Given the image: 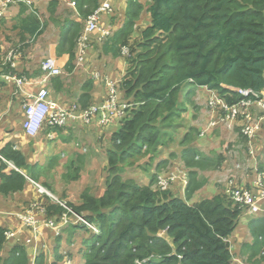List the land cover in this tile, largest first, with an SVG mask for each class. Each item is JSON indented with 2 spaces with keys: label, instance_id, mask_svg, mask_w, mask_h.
Returning <instances> with one entry per match:
<instances>
[{
  "label": "trees",
  "instance_id": "trees-1",
  "mask_svg": "<svg viewBox=\"0 0 264 264\" xmlns=\"http://www.w3.org/2000/svg\"><path fill=\"white\" fill-rule=\"evenodd\" d=\"M75 1L83 9L88 0ZM90 3L94 10L100 0ZM57 5L58 1L52 0L48 10L52 12ZM29 9L22 4L20 16ZM144 9L139 0H129L123 29L112 45L104 46L106 54L114 57L123 55L124 48L129 50L125 56L129 66L121 86L133 106L111 136L107 151L110 176L104 194L95 197L84 192L81 205H69L78 214H85L101 231L99 236L92 235V244L84 250V264H135L136 260L141 264H234L240 259L234 256L230 238L242 211L223 195L193 205L187 202L204 185L196 171L203 166L202 160H196L199 152L193 145L197 128H187L180 141V158L190 176L185 199L154 189V174L149 185L126 180L122 174L124 167L132 164L130 160L149 155L152 159L153 153L168 141H176L172 134L185 127L177 121L188 111V105L180 103L181 93L208 87L233 104L237 96L228 97L229 91L222 85L264 89V0H150L147 12L151 23L136 36L135 25ZM21 20V28L32 37L41 35L46 27L34 13ZM64 32L69 36L74 31L67 28ZM69 55L66 70L74 59L73 52ZM3 62L0 43V65ZM6 71L7 68L0 71V76ZM0 156L4 159L0 158L3 195L23 191L29 184L27 177L38 183L56 167L60 157H52L45 168L30 165L12 143L0 150ZM167 163L168 160L159 162L157 169ZM74 165L73 162L66 168L62 176L66 181H70ZM75 171L79 173L78 168ZM44 186L52 189L47 182ZM34 203L44 204V217L56 223L66 212L53 201ZM71 228L73 232L83 230ZM248 228L253 242L242 245L239 256L248 254L250 261L260 257L264 263V216L251 218ZM6 231L0 227V252L7 244ZM25 234L31 237L29 231ZM16 242H10L13 245L5 257L0 256V264H30L27 250ZM44 263L41 254L37 264ZM260 263L258 259L254 262Z\"/></svg>",
  "mask_w": 264,
  "mask_h": 264
},
{
  "label": "crops",
  "instance_id": "crops-1",
  "mask_svg": "<svg viewBox=\"0 0 264 264\" xmlns=\"http://www.w3.org/2000/svg\"><path fill=\"white\" fill-rule=\"evenodd\" d=\"M51 1L52 0H34V5L32 6V9L27 10L26 14L23 16H20L22 4L10 5V7L5 12L4 16L0 19V43L2 51L4 52L5 50L10 49V45L15 42V40H20V42L22 41V43L26 45L27 49L26 52L23 53V57L21 56V59L17 60L16 70L20 74L27 76L30 80L33 81H41L44 79L45 74L42 70V63L48 57H50L51 55L61 57L63 55L69 54L70 52H73L74 59L70 67H68L67 70L64 69V73L61 76L52 77L45 82V86L50 93V98L67 109L75 108L77 112L84 110L92 105H99L104 103L105 100L108 99V81H114L120 87V84L123 78L125 77L129 66L123 55L119 57H114L112 53L106 54V52L104 51V46L106 44L112 45L116 40V34L119 30L123 29L124 27L129 0L112 1V13L103 14L101 23H99L100 29L108 31L109 35H107V37L103 34V32H97L92 35L87 55L84 56V60L80 65L78 49L79 36L85 29V24L88 16L92 14L95 10H93L94 4L90 3V0H88L84 8L81 9L79 4H77L75 0H57L58 5L51 12L48 10ZM145 1H147V3H144ZM139 2L141 4L144 3L143 5L145 9L136 22V36H138V33L142 29L148 27L151 23V16L147 12L150 0H139ZM1 10L2 6L0 3V11ZM34 10L36 12H34ZM32 13L38 16V18L46 24L43 33L37 37H32L26 34L23 30V27L21 28V19L31 15ZM67 28L74 31L72 35H66L64 29ZM16 35H18V37ZM25 39L26 41L23 42ZM15 89L16 87L14 85L3 82L0 76V109L8 107L10 105V102L15 101L16 104H18L20 103V99H22V103L25 102V97L16 94ZM26 90L29 92H33L36 90V88L26 87ZM195 91L197 94V99L199 97L201 99H204L205 97L206 100L203 107L197 105L193 100L194 105L196 106L193 107L195 112H193L192 114L190 113L193 118L196 117L200 113V111L202 112L203 109H206L208 99V94L204 88H195ZM189 109L190 108L188 107V112H190ZM121 120L122 119L120 117L115 116L112 121L108 123H103L102 118L100 116L93 121L92 125L89 124L90 128H87V126H83L85 124L83 121H74L70 123L67 127L60 128L58 130H49V128H45L46 130H48L47 137L45 135L43 145L36 146L37 154L34 155L31 152L29 154L25 153V150L28 151L27 140L28 138L30 139V137H28L25 131L23 130V125L22 133V131H20V128L15 127V122L12 124L8 120H5L3 122L0 119V125H2V128H0V150L6 144L12 143L16 150L21 151L24 154L28 164H39L42 168H45L48 163L46 164L44 162L45 160L42 158V154L49 153V147L47 145L45 146L46 143L48 145H59V147H57V149L55 150L56 154L52 157H55L56 155L60 156L61 152L62 156V154L64 153L62 151V146H64L63 140L65 141V145L67 146L70 142V140L68 139L73 135L76 130L80 131V129L82 128L81 133L76 132L75 136L86 139L93 131L97 132V135L101 133V135L98 136V139L110 141V148L111 135L119 130ZM196 120L197 119H194V121ZM207 125L208 122L204 121V117L202 115L200 122L198 119V126H192L191 124V126L188 127H197L199 141L194 146L198 150L199 155L196 156V160H202L203 166L202 168H198L196 171H198V180H202L204 182L202 188L196 191L192 198L187 201L190 205L196 204L204 199H211L215 196L223 195L224 188L228 183L226 182V173L233 170H235L238 174L236 182L239 187L247 189L254 188L255 181L257 179L256 171L260 170L261 167L264 166V154H260L262 147L259 144V142L263 139L262 137L264 136V128L259 131L257 143L260 155L257 159L252 158L247 154L248 141L242 134L241 128L238 125H234L232 129H229L227 125L221 123L220 125L215 126V128H212L205 137H202L201 131L205 130ZM234 127H236L237 129L235 130ZM236 135L240 137L243 142L242 145L246 147V157L245 161H232V165H230V160L228 159V157H231L233 155V150L231 146L229 147V145L234 142ZM219 136H221V138L225 136L227 140L228 137L232 136L234 139L232 138L230 141H228L226 147H220L221 151L218 152V155L214 152H205L199 148L201 144L207 145L203 140H215L216 138H219ZM46 138H48V140L45 143ZM167 159H169L167 165L161 167V169L158 170V163ZM170 159L171 158H167L166 156H162L159 158L155 157L151 159V161H149V169L151 174L153 175L157 172H162V170L168 166ZM179 159L181 158L179 157ZM181 162V165L186 167L182 159ZM235 163L240 164L241 168L237 169V167L234 166ZM240 165L238 166L240 167ZM56 167H58V164L56 165ZM54 169H52L51 172ZM184 174L177 175V179L172 183L171 187L172 195L176 197H181L183 199H185L186 197V190L189 186V184H187L188 186L184 190L182 189L183 184H186L188 182ZM144 177V181L137 182L142 185L150 184L151 177ZM147 178H149V183H146ZM31 186L34 187L37 191V188L30 183V185L28 184L27 188L22 192L8 195L0 194V202H4L3 204L7 207H9V205L14 206V204L19 203L22 197L25 198L23 202L27 201L28 199H31L28 202L27 206L37 201H42L46 204L51 202V198L47 197L44 194H40L38 191L37 195H34L32 191H30L31 198H27L28 191L31 190ZM104 192L105 190H102L101 194L98 195V197H101ZM42 196L46 197V200H44ZM262 207L264 211V202H262ZM9 211L10 210L0 209V227L4 228L7 231L11 229L14 232L18 233L16 239L11 241L6 240V243H8L9 245V249L13 245L9 243L17 240L16 243L23 244L24 248L27 250V254L30 259V264H37V261L41 254L44 255V258L46 257V253L44 254L42 251H40V249H48L46 238L48 234H51L53 238L57 237L59 239H57V251L55 247L54 250L52 248H49L50 250H53V253H51L53 262L51 263L46 261L47 264H59L57 262L61 261V259H64L63 262L60 263L63 264L66 258L72 259L74 264H76V261H79V259L77 258L78 253L71 252V254H68L64 252L65 250L63 249L64 242L66 240L65 236L68 234L74 235L75 232H77L78 235H81L82 230L76 229L75 232H73L72 228L67 229V226H65L63 227L64 232L61 231L60 233L58 232V230L56 231L51 228H47L42 224L40 227L43 231V235L35 239L31 230L27 227H23L19 219L16 217L17 212L10 213ZM262 216H264V214ZM251 218H255V216H248L246 214H243V216L240 218V223H238L239 226L236 228L232 237L230 238V241L232 243V240H236L235 247H241V245L244 244V241L246 240L245 236L250 234L247 228L248 222ZM26 231H29L31 233V238L26 237ZM242 236L243 241L241 240ZM70 245H72V247H75V244ZM9 249H7V252L9 251ZM84 261L85 260L83 257L81 264H84Z\"/></svg>",
  "mask_w": 264,
  "mask_h": 264
},
{
  "label": "built area",
  "instance_id": "built-area-1",
  "mask_svg": "<svg viewBox=\"0 0 264 264\" xmlns=\"http://www.w3.org/2000/svg\"><path fill=\"white\" fill-rule=\"evenodd\" d=\"M113 0H104L103 3L90 14L86 20L85 29L79 38V60L80 63L87 55L90 47L91 36L97 32H103L104 35H109L108 31L100 29L99 23L103 14H110L113 11ZM2 10L0 18L4 16L10 5H26L30 9L34 5V0H0ZM108 37V36H107ZM124 51H127L124 48ZM15 53H10L5 60L6 65L15 68L16 60L18 59ZM70 62V55L66 54L61 57L51 55L42 63V70L45 77L41 81H33L25 76H17L11 72L3 75L7 83L15 84L16 94L25 97L24 102V122L23 130L30 138H35L45 128H65L74 121H83L86 125L91 124L96 118H102L103 123H108L115 116L121 119L127 114V111L133 106L128 102H121L118 95V84L114 81H108V99L99 105H92L79 112L75 108L67 109L50 98L49 90L45 86V82L52 78L61 76L64 69ZM229 92L228 97L234 98L237 96V102L231 104L228 99L221 96L216 90L208 87L204 88L208 94L206 109L209 112V121L205 130L201 131V136L205 137L215 126L225 124L229 129L234 125L241 128V132L247 139V154L252 158H256L258 153L257 142L259 131L264 126V89L254 91L252 89H243L233 86L222 85ZM26 87H34L35 91L29 92ZM199 88V87H197ZM0 158L4 160L1 156ZM240 164L235 163L237 169L241 168ZM257 170V169H256ZM255 171V170H254ZM230 182L225 186V196L227 199L249 216H260L264 214L262 202H264V173L256 171L257 179L254 188H242L237 185L236 178L230 171ZM184 174L182 172H172L167 177L158 176L157 184L161 191H166L172 183L177 179V175ZM187 179V174H184ZM31 181V180H30ZM32 182V181H31ZM34 185L38 188L40 194L50 196L48 192L39 184ZM66 212L63 214L61 221L56 223L55 220L43 221L44 215L47 214L46 207L41 203H33L28 206L27 210L19 213L16 217L19 219L23 227H27L33 233L35 239L43 235L41 225L53 230L62 231V228L73 222L75 225H82L91 230L94 234L100 235V228L91 223L83 214L76 213L69 206L61 205ZM18 233L8 230L5 233L7 241L16 239ZM39 250V249H38ZM36 260V258H35ZM63 264H73L70 258H66ZM141 264V263H140Z\"/></svg>",
  "mask_w": 264,
  "mask_h": 264
},
{
  "label": "rangeland",
  "instance_id": "rangeland-1",
  "mask_svg": "<svg viewBox=\"0 0 264 264\" xmlns=\"http://www.w3.org/2000/svg\"><path fill=\"white\" fill-rule=\"evenodd\" d=\"M144 3H147V1H145ZM16 36L18 37V35H16ZM80 36H79V38H80ZM26 49H27L26 45L23 44L22 41L20 42V40L19 41L15 40V42H13L10 45V49L4 51V62L7 58V56L12 52L15 53L16 55L21 53L22 57H23V53L26 52ZM128 51L129 50L123 52L124 58H125V56H127L129 54ZM3 70H4V67L2 65H0V71H3ZM196 91L194 90V92L190 93V94H187L185 92L180 94V97H179L180 103L184 106L188 105V107L190 108L189 109L190 112L187 111L186 113H184V115H182V119L177 121V123L178 122L183 123V125L185 127L179 129L175 135L172 134V136L175 137L176 141L175 142H172L171 140L168 141L166 143L167 144L166 146H162L155 153H153V158H155V157L159 158L162 156H166L167 158H171L168 166L166 168H164L162 170L161 174L159 175L163 178L167 177L170 173L176 172V171H182L183 173H186V174L189 172L185 166L181 165L182 162H181V159H179L181 152H182V149H183V146L180 145V141L184 137L185 132L187 131V128L189 126H191V124H192V126H198V119L200 122L202 115L204 117L205 122L209 121V112L206 109H203L202 112L200 111V113L197 115L199 118L197 116L194 118L191 116V114L193 112H195V110L193 108V107H196L194 105V101L197 105L203 107L205 100H206L205 97H204V99H201L200 97L197 99L196 98L197 97ZM118 95H119L120 101L130 102V100L125 97V91L122 89L121 84H120V88H118ZM192 98H194V99H192ZM188 115H189V117H188ZM0 119L3 122L5 120H8L12 124L15 122L16 123L15 127L20 128V131H22V133H23L22 125L24 122V102L22 103V99H20V103H18V104H16L15 101L10 102V105L8 107L0 109ZM194 119H197V120L194 121ZM0 124H1V121H0ZM92 124H93V122L91 123V125ZM83 126H87V128H90V126L86 125V124H84ZM0 128H2V125H0ZM84 128H86V127H84ZM81 129H80V131L76 130L73 133V135L68 139V140H70V142L68 143L67 146L65 145V141L63 140L64 146H62L63 147L62 151L64 152L63 153L64 155L62 154V156H61L62 152L60 153L59 161L57 162L58 167H56L52 172L44 175L40 179V181L37 183L39 185H42L48 192H50L52 194V197L54 199H52L51 201H53L54 203H58L60 205H64V206H69V205L79 206V205H81L82 204V194L84 192H89L91 195L98 197V195L101 194L102 190L104 191L106 189V186L108 183V178L110 176L108 156H107V151L109 149V142L110 141L99 140L98 136H100L101 133H99L97 135V132H95V131L91 132V134L86 139L75 136L76 132L81 133ZM169 129H171V128H169ZM169 129H167V131ZM234 129L236 130L237 128L234 127ZM47 131L48 130L43 129L37 137L30 138V139L28 138V140H27L28 141V143H27L28 151H26L24 149L26 154L27 153L29 154L30 152L34 155L37 154L36 153L37 152L36 146L44 144L43 141L45 139V135L47 137ZM170 133H172V132L170 131ZM232 138L233 137L230 136V137H228V140H227L225 136H223V138H221V136H219V138H216L215 140H212V139L203 140L207 145L201 144L199 148L205 152H208V151L214 152L215 154L218 155V152L221 151L220 147L221 148H222V146L226 147L228 141H230ZM262 138L263 139L259 142L260 146L262 147L260 154H264V136ZM47 140H48V138H46L45 143L47 142ZM198 141H199V138L196 135L193 145H195ZM242 143L243 142L240 139V137L238 135H236L234 142L229 145V147L231 146V148L233 150V155L231 157H228V159L230 160V165H232V161H235V162L236 161H241V162L245 161L246 147L243 146ZM46 145L49 147V153L48 154H46V153L42 154V158L45 160L44 162L47 164L51 160V157L56 154L55 150L57 149V147H59V145H53V144L48 145L47 143L45 144V146ZM171 154H175V155L172 157ZM63 156H65V157H63ZM80 156L82 157V159H79ZM149 158L150 157L147 156V157H143L140 159L130 160V161H132V164H127L124 167L125 171L123 172L122 177L126 180L134 179L135 181H144V179H145L144 176H149V178H150L152 176V174H151L150 169H149L150 168L149 161H151V159H149ZM257 159H258V157H257ZM167 160L169 161V159H167ZM72 161L75 163V165L70 170V178L71 179H70V181H66L65 179L62 178V176L66 172V168H69L70 165L73 163ZM10 168H14V167L12 165H10ZM76 168L79 169V173H76V171H75ZM22 173H24L27 176L26 171H23ZM77 174H79L78 175L79 177H77ZM232 175L237 180L238 174L235 170L232 171ZM230 176H231V173L227 172L226 173V182H230ZM149 178L146 179L147 180L146 183H149ZM73 179H75V180H73ZM187 180H188V182L186 184H183V187H182L183 190L188 186L187 184H190V176L189 175H187ZM28 181H29V185H30V183L33 184L32 183L33 181L31 182L29 179H28ZM44 182H47L48 184H50L52 186V189L50 187L49 188L45 187ZM171 187H172V185L170 186V188L166 192H171ZM26 188H27V186L25 187V189ZM28 190H29V188H28ZM30 191H32V193L34 195H37L38 189L36 191V189L31 186V190L28 191V197L27 198H31L30 197ZM16 193H18V192H16ZM42 198L45 199L46 197L42 196ZM24 199L25 198L22 197V199L19 203L14 204V206L9 205V207L5 206L3 204L4 202L3 203L0 202V209L10 210L9 211L10 213H14V212H17V214L23 213L27 210V208H28L27 204L31 200V199H28L27 201L23 202ZM69 207L72 208L71 206H69ZM45 219L46 218H43L42 220L44 221ZM46 221H49V219H46ZM66 226H67V229L73 227V222L70 223L69 225H66ZM9 230H11V229H9ZM247 230H249V228H247ZM62 232H64L63 228H62ZM60 233H61V231H60ZM160 235L163 236L164 233L162 232ZM65 237H66V240L64 242V249H63V250H65L64 252H66L68 254H71V252L72 253H78L77 258L79 259V261H76V264H81L82 259H83V251L87 248V245L90 246L92 244L91 233L86 231V230L85 231L82 230L81 235H78V233L75 232L74 235L68 234ZM57 239H59V238H57V237L53 238V236L51 234H48V236L46 238V243L48 244V249H40V251H42L44 254L46 253L44 264H47L46 261L51 262V263L53 262V258H52L51 253H53L54 247L56 248V251H57V247H56L58 245ZM245 239L249 240V241L245 240L244 244H248L249 242H251V243L253 242V237L251 236V234L246 235ZM241 240L243 241V236H242ZM84 241H85V244H84ZM232 241H233V247H234L233 252H235L234 256L237 260L240 259V260H238V262L234 261L235 262L234 264H254L256 259L261 260L260 264H264L262 262V258L260 259V257H258V258L255 257L251 261L249 260L248 254H247V256L240 257L239 254L242 255L241 254L242 245H244V244H242L241 247L240 246L235 247V245H236L235 241L236 240L235 241L232 240ZM9 244H11V243H9ZM70 244H75V247H72V245H70ZM49 248H52L53 250H50ZM7 249H9L8 243L6 244L5 249L0 253V255L5 257L7 254V251H6ZM237 254H238V256H237ZM63 260L64 259H61V261H59L57 263L60 264L61 262H63ZM139 263L140 262L138 260L135 261V264H139Z\"/></svg>",
  "mask_w": 264,
  "mask_h": 264
},
{
  "label": "clouds",
  "instance_id": "clouds-1",
  "mask_svg": "<svg viewBox=\"0 0 264 264\" xmlns=\"http://www.w3.org/2000/svg\"><path fill=\"white\" fill-rule=\"evenodd\" d=\"M103 1L104 0H100V3H99V5H98V7L103 3ZM97 7V8H98ZM96 8V9H97ZM95 9V10H96ZM94 10V11H95ZM1 19V18H0ZM83 33V32H82ZM81 33V34H82ZM92 37V36H91ZM91 40V39H90ZM90 44V43H89ZM21 56H22V54L20 53V54H18V59L17 60H19V59H21ZM8 57V56H7ZM7 59V58H6ZM17 60H16V63H17ZM3 66H4V68H7L8 69V71H6L5 73H3L2 75H1V78H2V81L3 82H5V83H7V81H5L4 80V78H3V75L4 74H6V73H9V72H11V73H13V74H15V75H17V76H25V75H22V74H20L17 70H16V66H15V68H11V66L10 65H6L5 64V62L3 63ZM25 77H27V76H25ZM28 78V77H27ZM29 79V78H28ZM7 84H12V83H7ZM12 85H14L15 86V84H12ZM16 87V86H15ZM118 88H120L119 87V85H118ZM16 90V89H15ZM122 102V101H121ZM128 103H130V102H128ZM25 114V113H24ZM263 128H264V126H263ZM262 128V129H263ZM37 137V136H36ZM257 149H258V143H257ZM260 154H259V150H258V153L256 154V158L259 156ZM11 165V164H10ZM259 172H262V173H264V171H262L261 169L260 170H258ZM161 174V171L160 172H157V173H155L154 175H155V177H156V180H155V184H154V189H157V190H159V191H161L159 188H158V184H157V178H158V176ZM187 175H189V172H188V174ZM153 176V175H152ZM27 179H29V180H31V181H33L32 179H30V178H27ZM33 182H35V181H33ZM32 182V183H33ZM36 183V182H35ZM34 184V183H33ZM149 185V184H148ZM42 186V185H41ZM43 187V186H42ZM44 188V187H43ZM243 188V187H242ZM38 189V188H37ZM167 191V190H166ZM166 191H162V192H166ZM39 192V191H38ZM224 193H225V188H224ZM223 193V196H225V194ZM47 196V195H46ZM47 197H49V198H51L50 196H47ZM226 197V196H225ZM227 198V197H226ZM52 199V198H51ZM60 205V204H59ZM61 206V205H60ZM62 207V206H61ZM63 208V207H62ZM77 213V212H76ZM243 213V212H242ZM244 214V213H243ZM85 217H86V215L85 214H83ZM249 216V215H248ZM261 216V215H260ZM255 217H258V216H255ZM87 218V217H86ZM88 219V218H87ZM89 220V219H88ZM90 221V220H89ZM91 222V221H90ZM92 223V222H91ZM94 224V223H93ZM96 225V224H95ZM73 226H76V227H81L84 231L86 230V231H88V232H90L91 233V235H93V236H99V235H96V234H94L91 230H89V229H87L86 227H84V226H82V225H75V224H73ZM101 234V233H100ZM72 260V259H71ZM72 262H73V260H72ZM73 264H74V262H73ZM140 264V263H139ZM142 264H145V263H142Z\"/></svg>",
  "mask_w": 264,
  "mask_h": 264
}]
</instances>
